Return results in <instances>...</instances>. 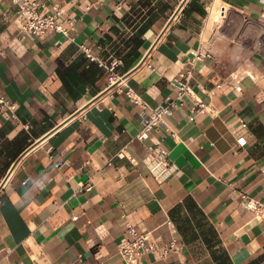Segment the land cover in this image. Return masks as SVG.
<instances>
[{"label":"crops","instance_id":"obj_1","mask_svg":"<svg viewBox=\"0 0 264 264\" xmlns=\"http://www.w3.org/2000/svg\"><path fill=\"white\" fill-rule=\"evenodd\" d=\"M61 6L68 35H35L0 0V93L17 114L0 108V264H126L130 225L184 245L165 259L147 252L144 264H264V0ZM209 43L192 95L140 139L143 109L105 65L120 59L123 82L157 106ZM158 144L179 167L162 182L143 162Z\"/></svg>","mask_w":264,"mask_h":264},{"label":"built area","instance_id":"obj_2","mask_svg":"<svg viewBox=\"0 0 264 264\" xmlns=\"http://www.w3.org/2000/svg\"><path fill=\"white\" fill-rule=\"evenodd\" d=\"M17 5V14L15 22L20 31L30 32L35 35H43L49 30L68 35V29L61 21L63 15V7L61 0H12ZM50 6V8L48 7ZM74 39V37H72ZM80 47L86 52L91 59H96L91 52V49L85 44ZM213 56L211 43L207 46L201 44L195 49L192 55L188 56L185 61V67L178 76L172 80V85L176 91L175 97H168L157 106L150 105L139 93L127 86L122 77L116 70V65L120 59H115L109 65H105L111 71L109 78L110 85L118 84L121 88L126 87V94L133 104L139 105L142 109L143 129L138 134L140 139L149 137L150 131L154 128L166 124V115L171 114L176 109H181L186 101L187 95H192L191 81L194 75V69L197 63ZM118 87V88H119ZM117 88V89H118ZM241 89V86H238ZM197 108H205L206 104L195 99ZM0 108H8L12 112V116L16 114V103L0 93ZM118 156H124L125 153L120 150ZM150 172L154 175L157 181L162 182L168 179L178 170V164L174 161L169 150L161 145H154L147 149V154L143 158ZM264 172V169H263ZM90 183L86 189H90ZM242 204L244 207L259 213L263 208V203L249 195L246 191H241ZM129 234L126 244L120 249V255L126 264H144L141 257L147 252H153L157 257L165 259L169 255L178 252L184 248L183 244H179L176 239L158 245L156 241L151 239L150 232H140L133 225L128 226ZM81 255L79 259H81ZM35 264H44L41 260L35 258Z\"/></svg>","mask_w":264,"mask_h":264},{"label":"bare ground","instance_id":"obj_3","mask_svg":"<svg viewBox=\"0 0 264 264\" xmlns=\"http://www.w3.org/2000/svg\"><path fill=\"white\" fill-rule=\"evenodd\" d=\"M224 11V10H223ZM216 15H218L216 12L214 13V17L216 16ZM263 41V37H261L260 38V42H262Z\"/></svg>","mask_w":264,"mask_h":264},{"label":"water","instance_id":"obj_4","mask_svg":"<svg viewBox=\"0 0 264 264\" xmlns=\"http://www.w3.org/2000/svg\"><path fill=\"white\" fill-rule=\"evenodd\" d=\"M183 1H185V0H183ZM183 3H184V2H183ZM183 3H182V5H183ZM182 5H181V6H182ZM0 189H1V187H0Z\"/></svg>","mask_w":264,"mask_h":264},{"label":"rangeland","instance_id":"obj_5","mask_svg":"<svg viewBox=\"0 0 264 264\" xmlns=\"http://www.w3.org/2000/svg\"><path fill=\"white\" fill-rule=\"evenodd\" d=\"M216 13L218 14V11H216Z\"/></svg>","mask_w":264,"mask_h":264}]
</instances>
